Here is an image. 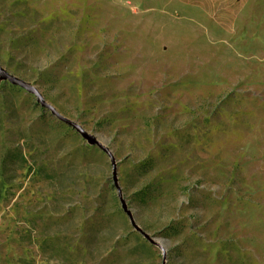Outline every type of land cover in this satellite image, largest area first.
I'll return each mask as SVG.
<instances>
[{"label":"rangeland","instance_id":"obj_1","mask_svg":"<svg viewBox=\"0 0 264 264\" xmlns=\"http://www.w3.org/2000/svg\"><path fill=\"white\" fill-rule=\"evenodd\" d=\"M0 264H264V0H0Z\"/></svg>","mask_w":264,"mask_h":264},{"label":"water","instance_id":"obj_2","mask_svg":"<svg viewBox=\"0 0 264 264\" xmlns=\"http://www.w3.org/2000/svg\"><path fill=\"white\" fill-rule=\"evenodd\" d=\"M0 80L4 81V82H10L11 84L15 85V86H19L25 90H27L29 93L33 94L34 96L37 97L38 102L47 110H50L52 112V114L54 116H56L59 120H61L62 122H64L65 124L73 127L78 133H80L82 135V137L92 146H98L100 149H102L111 159L112 164H113V168H114V179H115V183L116 186L119 190L120 193V197L122 199L123 202V207L125 209V211L129 214V216L132 219V223L134 225V227L136 228L137 231H139L141 234H143L145 236V238L147 240H149L153 245H155L156 247L160 248L163 252L164 257L166 258L167 256V250L161 245V243L157 242L151 235L147 234L139 225H137V223L135 222V219L133 217L132 212L129 210L128 205L126 203V201L123 198V194H122V189L119 186V180H118V163L116 160L115 155L113 154V152L111 151V149L106 146L105 144H103L100 140H98V138L94 135L89 133L82 125H80L79 123L65 117L64 115H62L57 108H55L52 104H50L46 98L44 97V95L42 94V92L38 89L37 86H35L34 84L25 81L24 79H21L15 75H13L12 73H10L7 69H5L1 63H0ZM165 264H166V260H165Z\"/></svg>","mask_w":264,"mask_h":264}]
</instances>
